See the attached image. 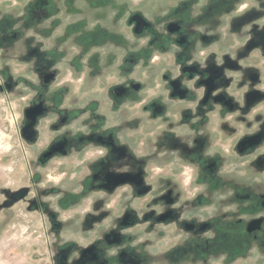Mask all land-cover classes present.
I'll return each instance as SVG.
<instances>
[{
    "label": "rangeland",
    "instance_id": "374dc122",
    "mask_svg": "<svg viewBox=\"0 0 264 264\" xmlns=\"http://www.w3.org/2000/svg\"><path fill=\"white\" fill-rule=\"evenodd\" d=\"M65 1L0 0V264H110L109 248L105 247L106 242L101 241V237L109 238L112 233L103 231L109 227V219L121 218L122 222L128 213L137 214L138 221H141H136L131 228L133 231L134 227L137 234L133 241L154 240L146 247L154 253L158 252L161 244H164L161 241L163 237L156 236L152 231H143V227L155 225L160 217L161 206L153 200L171 191L172 198L165 194L166 207L181 206L190 211L192 199L199 202V199L205 198L204 183L197 181L198 174H192L190 161L186 162L189 158L184 155L173 157L174 153H192L189 147L196 145L192 140L197 138L200 144L203 137L207 150H211L208 159L213 160L217 153L223 158L221 154L225 151L220 166L214 167L218 175L225 177V190H220L225 194V205L221 204L222 199L214 200L217 207L225 206V229L227 221L233 219L236 222L243 216L248 218L254 215V224L259 225L255 239L250 241L245 253L232 252L230 255H233L229 256L231 248L225 246V260L213 256L205 264H264V77L260 81L256 78L261 71L260 65L264 67V61L261 63L259 59V55H262L259 47L251 43L254 31L264 26V0H210L211 11L223 7L218 8V13L213 16V29L207 31L215 37L206 50L195 52L189 33L184 40L171 34L169 42L166 41V50L159 51L164 44L161 37L151 39L150 33L137 35L130 25L133 12L152 20L156 29L164 22H177L175 11L178 7L173 8L171 16L167 15L169 18H163L166 12L158 9L160 3L177 0H68V4ZM191 1L195 5L194 1L198 0H182V8ZM245 1L249 3L247 9V5L242 4ZM37 4L52 8L43 19L42 27L49 31L43 36L40 25L34 29L35 24L30 26L27 22L21 25L13 20V16H23L26 8L33 11ZM61 9L64 13L65 10L69 12L66 16L70 25L79 18H85L81 27L86 30L89 41L86 40L84 44L101 55L99 63L94 60L90 68L87 66L92 53L82 50L83 46H77L74 37L57 39L59 27L66 24L55 18L54 12L59 15ZM201 10L202 7L198 5L197 11ZM5 14L10 21L4 17ZM108 16H116L117 21L108 25ZM3 21H7V24ZM96 23L99 26H95ZM20 25L22 30L18 33L15 28ZM225 29L230 30L225 34ZM77 30L71 27L70 32L83 31L81 28ZM146 44L152 45L148 54L144 49L137 54ZM53 46L66 49L65 54L68 53L65 61L69 68L62 70L56 82L65 85L63 107L66 105L65 109L70 110L93 98L100 99V111L104 110L110 120L116 119L123 126L117 136L129 148L124 152L128 156L126 159L131 157L135 163L130 165L121 159L115 160L118 170L110 173L116 176L114 182L118 186L115 192L106 194L99 189L90 193L87 191L84 198L80 197V202L68 205L70 209L65 208L56 215L55 211L60 210L54 206L57 196L63 199L65 189L73 187L71 190H75V183L57 184L61 173L68 172L83 178L90 173L89 165L95 159L92 154L95 151L101 154L102 149L88 147L84 153L70 157L69 161L60 159L61 156L56 154L46 159L41 157L43 149L51 143H69L71 135L76 133L74 128L81 129L78 116L70 112V118L66 120L68 113H62V117L56 114L57 106L53 105L50 86L33 84L30 73L23 68L24 65L33 66V59L25 57L26 52L38 49L39 58L49 60L46 52ZM159 57L161 62H157ZM72 61H79L83 66L77 70ZM186 65H194L198 70H183ZM210 66H219L221 72L213 80L211 89L207 90L209 82L204 77ZM8 79L12 82L11 86L4 84V80ZM124 81H127L129 95L126 101L117 103L116 109H111L112 100L125 92L122 87ZM139 83L143 85L138 87ZM110 85L112 97L107 93ZM206 91L210 96L219 95L225 99L211 100L209 105L201 106L199 98ZM249 93L258 94V97L249 99ZM77 98L79 102H74ZM41 99L48 103V107L55 109H48L49 112L39 116L36 122L37 137L29 142L19 131L25 117L24 108ZM89 111L86 109V112ZM203 116H208V120L200 123L198 119ZM196 120L197 125H191ZM146 122H153V125L145 126ZM191 129L197 132L196 135L190 134ZM256 132L261 135L258 141L239 148L240 138ZM84 133L88 135L90 132ZM97 136L102 135L95 134ZM106 136L110 134L102 137ZM113 159L111 157L110 160ZM173 159L182 162L173 165ZM143 161L149 163L146 181L123 177L139 173L140 168L145 167ZM108 162L105 161L106 164ZM42 184L44 187H41ZM52 187H56L55 190ZM21 188L26 191L18 199L12 198L11 193ZM33 192L35 195H32ZM236 197H248V200L239 201ZM32 200L43 204L44 208L47 206L49 210H41L37 205L36 209L31 207ZM242 207L246 208L245 213L238 211ZM109 208L113 209L114 216H106L107 211L98 214L102 209L110 212ZM74 210L79 212L71 220L67 219ZM87 211L94 214L93 218ZM90 219L99 223L98 226H93ZM129 228L118 227L117 230L127 234ZM77 229L79 231L73 232ZM65 239L71 240L63 244ZM95 239L101 242L98 248H94ZM245 240H249V237H245ZM93 250L94 254L99 251L100 258L90 260L91 256L87 254Z\"/></svg>",
    "mask_w": 264,
    "mask_h": 264
},
{
    "label": "flooded vegetation",
    "instance_id": "af4514ba",
    "mask_svg": "<svg viewBox=\"0 0 264 264\" xmlns=\"http://www.w3.org/2000/svg\"><path fill=\"white\" fill-rule=\"evenodd\" d=\"M68 4V0L65 1ZM196 2L195 5H193V2H189L188 4H184V8H182V0H177L175 2L169 1V2H164L160 3L158 6V9H163L166 14L163 18H169L167 15L171 16L173 12V8L178 7L177 11H175V14L177 15L178 21H167L164 22L163 25L158 28L160 29L158 32V29L155 28V23L150 20L145 18L142 14H134L130 16L131 18V27L132 30L137 34H143V33H150L152 36L150 38L154 39L156 37H161L163 39L162 47L159 48V51H165L166 46L168 45L166 43L169 42V36L171 34H175L176 36L178 35L181 37L182 40H184L185 35L189 33V37L193 41V49L194 52L199 49L206 50L209 46H211V41L214 39L215 35L212 34L209 31L210 29H213L214 22L213 16L218 13V8H223L217 7L216 10L211 11V7L209 8L210 0H198L194 1ZM242 4H246L247 9L249 7V3L243 2ZM201 6L202 10L197 11V7ZM37 7L32 8L33 11H30L31 9L26 8L24 11L23 16H13V20H17L21 25L31 24L30 26L34 25V29L38 28V25L41 26V35L43 36L46 32H49L46 30V28H43L42 26L44 25L43 19L46 17L51 11L52 8H47L43 4L36 5ZM231 6V4H230ZM229 6V7H230ZM226 8V6H225ZM210 9V10H209ZM214 7L212 8V10ZM244 9V10H245ZM54 10V7H53ZM167 10V11H166ZM114 12V11H113ZM65 10V13L63 9L59 11V15L57 12H54L56 15V19H61L60 23H64L63 21L66 22L65 26L59 27V31H57V39H65V38H70V36L74 37V42L76 43L77 46H83L82 50H86L89 53H92V56L88 60V67H91V63L94 60L99 61L101 58H99L101 55H99L96 51V49H89L86 48L84 42L87 40L89 41L87 37V32L84 30L81 25L83 24V21L85 20L84 17L83 19L79 18L74 22V24L70 25L68 23L69 18L66 16L68 14ZM115 15H117V12L115 11ZM153 14V13H152ZM142 15V16H141ZM5 18L8 19L7 14L4 16ZM116 16H108L106 19L108 20V25L114 24V21H117ZM10 19V17H9ZM8 19V21H10ZM35 20V23L33 22ZM4 24H7V21H3ZM1 23V22H0ZM191 27H188V25ZM21 25L15 28V31L19 33V30L21 31ZM95 26H99L98 23L95 24ZM72 29H78L83 30L78 33H73L70 32ZM78 27V28H77ZM6 28V27H5ZM7 29V28H6ZM191 29V30H190ZM264 29V26H260L257 28L254 33H253V45H255V40L258 39L257 33L261 30ZM165 32H162V31ZM230 29H225V34L227 31ZM91 31V30H89ZM112 31V30H110ZM1 27H0V33H1ZM17 33V34H18ZM123 33V31H121ZM233 34V33H232ZM64 35V36H61ZM234 35V34H233ZM264 36V34H262ZM87 37V38H86ZM15 38V36H14ZM225 38H227V35H225ZM53 39V38H51ZM56 39V40H57ZM182 43H180L181 45ZM150 47H152L151 44H149ZM148 44L144 46V48H140L139 52H136L137 54H141L140 52L143 51V49L147 52L149 50ZM93 51V52H92ZM257 52V51H256ZM66 49L64 50L63 48H57L56 46L50 47L48 52H46V56H49V60L45 59H40L38 53V49H34V51H29L26 52L25 57H30L32 60L33 59V66L32 67H27L23 66V68L26 69L27 72L30 73V77L32 80L33 84L37 83V85H49L51 88L50 94L52 98L53 105L57 106V110L55 111L56 114L60 117H62V113H68L66 115V120H69L70 118V112L73 113L74 116H78L80 120H78L81 124V129H75V134L71 135L72 139L69 143H61L59 141H54L43 149L44 151L41 154V157L43 159L50 158L54 154L61 156V158H64L63 160L70 159L73 155H78L79 153L82 154L84 153L85 149L90 147L91 148H99L101 147V151L104 154H100L99 151H95L92 155H94V160L90 163L89 165V170L90 173L83 178H80L79 176H72L71 173H61L62 176L58 179L56 183L59 184L60 182H69V183H75L74 189L73 187L71 189H65L62 193L64 194L63 199L61 197L57 196V200H54V206L55 208H60L57 209L58 211H55L54 215L57 214V212L63 211L65 208H69V206L77 204L84 198L85 195L89 192H92V190L99 189V190H104V193L106 194H112V192L116 191V188L118 184H116L114 181L116 179V176H112L110 173L111 172H117V168H115V160L121 159L122 161H126L130 165H134L135 163L133 162V159H126L125 151L129 150L127 148L126 144L124 142L119 141V138L117 136L118 131L123 128L116 119L110 120V117L107 116L106 112L100 111L101 108V101L100 99H95L93 98L92 100L88 101V103L83 104L81 106H73L70 108V110L65 109L66 105L63 107L62 101L65 99L64 96V91H65V85L56 83L57 80L61 77V72L63 69H68V65L66 64L65 61V54ZM258 53V52H257ZM256 53V54H257ZM259 54V53H258ZM98 55V57H97ZM59 57H62L61 59L58 60ZM97 59H95V58ZM115 57V55H113ZM112 57V58H113ZM116 58V57H115ZM259 59L261 60V63L264 61L263 55H259ZM128 59L126 58L125 61ZM161 58L157 60V62H161ZM106 62V60H105ZM108 62V61H107ZM129 63H132V60L128 61ZM70 63V61H69ZM74 64L75 68L77 70L81 68L83 65L79 61H72ZM85 63V62H83ZM156 63V61H155ZM87 66H84L87 68ZM261 66V71L260 73L258 72V76L256 78L260 81L264 77V67L262 68ZM211 67V66H210ZM213 69V68H212ZM183 70H191V71H196L198 70L196 66H184ZM4 72V71H3ZM18 79H20L18 77ZM126 82L124 81V87L125 92L119 94L115 100H112L111 109H116L117 103L119 102H124L126 101L127 96L129 95L128 90L126 89ZM6 85H12L11 80H4V84ZM176 84V83H175ZM209 86H213V82L208 83ZM143 85L139 83L138 87H141ZM1 86V85H0ZM111 88L112 85H110V88L108 89L107 93L108 96H111ZM69 90V89H68ZM66 92V91H65ZM250 96H247L249 99L256 98V95L253 96V93H249ZM66 97V96H65ZM112 97V96H111ZM252 97V98H251ZM225 98L217 95V96H210L208 92L202 97L199 98V103L201 106L203 105H209L211 103V100H223ZM74 102H79V98H77L76 101ZM70 103V102H69ZM40 104L42 106V109L40 112L33 113L30 112L29 114L25 113V109L34 105ZM48 103L45 102L44 99L41 100H36L33 101L30 105L24 108V121L20 125V135L26 139L27 141L31 142L34 141L37 137L38 134V128L36 125L37 120L39 119V116L48 111V109H55L52 106L47 105ZM75 104V103H74ZM59 105V106H58ZM61 105V107H60ZM68 105V104H67ZM86 109H90L89 112H86ZM162 110V108H161ZM49 112V111H48ZM32 115V117H31ZM200 123H202L203 120H208V116H203V118L198 119ZM108 123V124H107ZM198 121H194L191 123L193 126H196ZM31 125L33 128V133L31 136H27L25 134V131H28L27 126ZM79 125V124H76ZM153 122H149V124L146 122L145 126H152ZM69 127V126H68ZM81 130V131H80ZM32 131V130H31ZM85 131L90 132L88 135H85ZM191 135H196V131L191 129L189 130ZM256 136L254 137L255 140H243L241 141V138L238 141V145L240 146L239 148H245L247 147L246 145L256 142L261 138V135L259 132H256ZM95 134H100L102 136L110 134L109 137H100L97 136L95 137ZM255 134V133H252ZM251 134V135H252ZM82 135V136H81ZM207 136V135H205ZM100 137V138H99ZM205 141L203 137V141L201 140V143L198 144V139L194 138L192 140L193 144H196L194 148H192V145H190L189 148L192 153L190 154H178L174 153V156H179V155H184L187 158H189L186 162L190 161L191 164V170L192 174L195 172L198 174L196 176L197 181H200L203 184V191H204V197L199 199V202L197 200H191V205H190V211H188V208H183L181 206L179 207H166V198L165 194H169V196L172 198V193L171 191H168V193H164V197L162 198L163 195L158 197L157 199L153 200L158 201L159 206H161V211H160V217L157 219V227L156 224H151V225H146L143 227L146 232H154L156 236H159L161 241H164V244H161V249L158 250V252L154 253L150 251L146 246H149L147 244L154 242L148 240H135L133 241V237L135 234L134 227L133 231H131L132 226L135 224L136 221L140 220L139 216L136 214L134 215L133 213H128L125 217V219L119 218H112L109 219L108 226L105 225L104 227L106 228L103 232L106 234H109V231L112 233L109 238H105L104 236L101 237V241H105V247L109 248V260L110 264H195L200 262L201 264H205L206 260L209 257L213 256H219V258H223L225 260V246L230 249L229 256L232 252L235 254H243L246 252L249 247L250 241H253L255 238V233L259 230L258 227L259 225L254 224V215L250 216L248 218H245L244 216L238 219V221L229 220L227 221L228 226L225 229V206L224 207H217V205L214 203V200L222 199L221 204L225 205V194L224 192H221L220 190H225V177L218 175L216 171L214 170V167L220 166V163L223 161L225 158V151L222 152L223 158L219 157V153H217L216 158L213 160L208 159V154L211 150H207V147L205 146ZM64 144V146H63ZM206 148V149H205ZM61 152L63 154H61ZM220 152V151H219ZM74 153V154H72ZM70 155V156H69ZM114 158L113 160H110ZM214 157V155H213ZM91 159V157H89ZM107 159V160H106ZM110 161L107 164L105 161ZM175 162H173V165H176L175 163H181L182 161H178L179 159H173ZM117 162V161H116ZM94 164V165H93ZM143 164L145 167L143 169L140 168V172L136 173L135 175L131 176H123L124 178H135L136 180H139L140 182L146 181L145 178L147 179V170H148V162L143 161ZM82 167H84L82 163ZM181 167V165H180ZM179 167V168H180ZM86 168V167H85ZM97 172V173H96ZM93 173H96L95 176H93ZM175 173V171H174ZM55 180V179H54ZM163 183V181H161ZM165 184V183H163ZM55 186V185H54ZM128 187V186H127ZM161 188V186H159ZM56 187H52V189L55 190ZM128 190V188H126ZM214 190H217L214 192ZM26 189L21 188L18 191H13L11 193L12 198L18 199L20 195H22ZM88 191V192H87ZM110 191V193H109ZM102 193V191H101ZM176 195V194H174ZM224 197V198H223ZM174 198V196H173ZM239 201H244L247 202L248 197H236ZM68 199H72V201H68ZM133 199V197L131 198ZM21 201V200H20ZM204 201V202H202ZM218 201V200H217ZM22 202V201H21ZM164 203V204H163ZM196 203V204H195ZM250 205V203H248ZM40 207L41 210L44 209V211H48L49 208L46 206L44 208V205L41 203H38L35 200L31 201V207H34L36 209L37 206ZM195 205V206H194ZM219 205V204H218ZM194 206V207H193ZM253 208H255L252 205ZM70 209V208H69ZM249 210H252L250 207H248ZM99 210V209H98ZM110 212L108 210H103L98 213L101 214L104 211L108 212L106 216H114L115 213L113 212V209L109 208ZM228 210V209H227ZM82 210L81 212H83ZM239 212L245 213L246 208H239ZM79 211L74 210L71 216L67 217V219L71 220L72 216H75ZM93 218V213H89ZM86 212V213H87ZM85 213V212H83ZM82 213V214H83ZM110 213V214H109ZM42 214H44L42 212ZM105 216V217H106ZM110 218V217H109ZM117 222L115 223V221ZM127 220V221H126ZM91 224H94L93 226H98L96 222H93L92 219L89 220ZM101 220L97 221L100 222ZM152 221V220H151ZM149 221V222H151ZM252 221V222H251ZM134 222V223H133ZM141 221H138L140 223ZM142 223L144 221L142 220ZM116 224V227H115ZM154 225V226H153ZM231 225V226H230ZM236 225H239L236 227ZM100 226V225H99ZM118 227H124V228H129L130 232H127V234H123L121 232H118ZM152 227V229H150ZM235 228L236 230H234ZM258 229V230H256ZM95 230V229H93ZM128 230V229H127ZM139 230V229H138ZM137 230V231H138ZM74 231H79L73 230ZM168 232V233H167ZM64 237V236H62ZM245 237H249V240H245ZM69 240L71 239H65L63 241V244L68 243ZM79 242V240H78ZM114 242V243H112ZM94 248H98L99 245H101V242L98 239L94 240ZM235 249V251H234ZM99 251L97 250L94 254V250L87 256H91L90 260H96L100 258V254L98 253Z\"/></svg>",
    "mask_w": 264,
    "mask_h": 264
},
{
    "label": "water",
    "instance_id": "95a60500",
    "mask_svg": "<svg viewBox=\"0 0 264 264\" xmlns=\"http://www.w3.org/2000/svg\"><path fill=\"white\" fill-rule=\"evenodd\" d=\"M262 34H264V29L257 33L259 38L255 40L254 46L259 47V49L261 50V54L264 55V36ZM220 72H221V68L219 66H211L208 70L207 75L204 77V79L206 80V82H209V83L213 82V80L219 76ZM211 87L209 86L207 90H209V88L211 89ZM206 92H209V91H206ZM259 92H261V91H258V93ZM255 95L256 94L253 93V96H255ZM256 97H258V94L256 95ZM41 109H42V106L40 104H37V105L26 108L25 113L26 114H29L30 112L37 113V112H40ZM31 117H32V115H31ZM27 128H28V131H25V134L27 136H31L33 133V128L31 127L30 124L27 126ZM256 134L257 133L252 134V135L246 134L241 138V141L246 140V139L255 140L254 137L256 136Z\"/></svg>",
    "mask_w": 264,
    "mask_h": 264
},
{
    "label": "clouds",
    "instance_id": "9594fccd",
    "mask_svg": "<svg viewBox=\"0 0 264 264\" xmlns=\"http://www.w3.org/2000/svg\"><path fill=\"white\" fill-rule=\"evenodd\" d=\"M101 154H102V153H101ZM41 187H44V185L42 184ZM32 195H35V192H33Z\"/></svg>",
    "mask_w": 264,
    "mask_h": 264
},
{
    "label": "bare ground",
    "instance_id": "6f19581e",
    "mask_svg": "<svg viewBox=\"0 0 264 264\" xmlns=\"http://www.w3.org/2000/svg\"><path fill=\"white\" fill-rule=\"evenodd\" d=\"M158 58V57H157Z\"/></svg>",
    "mask_w": 264,
    "mask_h": 264
}]
</instances>
